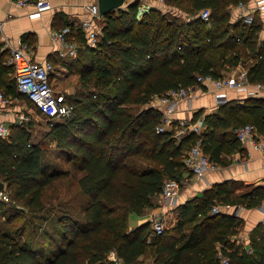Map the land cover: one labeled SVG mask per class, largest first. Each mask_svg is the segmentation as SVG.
<instances>
[{
    "label": "trees",
    "instance_id": "1",
    "mask_svg": "<svg viewBox=\"0 0 264 264\" xmlns=\"http://www.w3.org/2000/svg\"><path fill=\"white\" fill-rule=\"evenodd\" d=\"M240 1L251 2L165 0L167 8L152 6L139 15L136 0L103 15L95 44L84 42L80 27L66 23L85 44L79 57L84 89L67 97L73 114L50 121L45 141H54L81 171L77 191L61 198V212L52 211L45 189L70 171L48 161V149L43 140H32L29 123H15L8 137L0 136V180L10 197L0 199V264H114L111 251L128 264H220L223 253L231 264H264V247L258 256L234 248L239 217L213 211L219 201L259 205L264 185L239 195L227 184L207 189L180 204L178 225L162 233L152 220L129 226L132 212L143 214L155 205L167 179L183 176L191 145L200 143L220 163L223 150L240 146L236 134L227 137L220 128L251 122L264 134V97L233 102L231 111L243 110L233 119L224 120L222 112L207 115L201 133L177 136L173 127L157 129L164 111L153 104L155 94L197 84L198 74L223 76L215 65L216 49L232 52L229 58L220 54L222 64L223 56L231 64L243 60L251 82L264 80V23L232 22L229 7ZM204 8L211 10L208 20L197 15ZM11 72L14 66L0 61V86L7 83L14 91L6 82Z\"/></svg>",
    "mask_w": 264,
    "mask_h": 264
},
{
    "label": "crops",
    "instance_id": "2",
    "mask_svg": "<svg viewBox=\"0 0 264 264\" xmlns=\"http://www.w3.org/2000/svg\"><path fill=\"white\" fill-rule=\"evenodd\" d=\"M138 1L139 4L142 1L149 2V8L152 6L167 8L166 3L161 0ZM256 1L251 0L247 3L255 7ZM51 2V9L37 13L34 3L21 6L14 0H0V61L6 66L9 65L8 56H5V53L4 56L2 55L4 49L8 50L3 47L5 37H8L15 46L27 42L34 61L49 60L52 62L53 68L50 74L52 86L56 92L63 93L68 97L83 88L79 71V57L84 52V42L90 43V41L81 22L93 19V28L99 31L104 25V16L102 14L101 17H93L90 10V5L98 3V0H51ZM130 2L133 0H125L123 6L126 8ZM229 9L232 22L241 19L238 3L231 5ZM172 10L178 13L176 8ZM141 14L139 10V15ZM255 18L264 23V9L255 8ZM66 23L81 28L84 33V42L79 40L74 32L75 29L67 35L72 46L53 40L52 33L62 29ZM231 30H234L233 27ZM262 40H264V27L260 31V42ZM214 51L217 71L223 76L237 75L242 69H247L243 60H240L238 64H231L225 60L224 56L222 64V53H226L225 56L229 58L232 54L231 51H225L224 48ZM244 58L246 59V56ZM6 82H9L15 90L9 91L7 83L0 86V92L10 99L6 103L0 102V122L11 128L15 123L19 124L22 115L28 116V124L35 116L41 114L38 108L17 89L15 72H11ZM256 97H264V91L258 90L256 82L250 81L242 89H218L212 82L197 83L191 97L181 99L177 103L172 113L171 127L175 129L177 136H181L183 135L180 133L181 121L199 122L201 128L197 132L201 133L206 129L207 115L222 112L224 120L242 116L241 111L243 112V110L235 113L230 110V105L233 102L243 105L246 101ZM197 114V118L194 119ZM234 125L233 121L230 126L220 128V131L227 132L226 136L231 137L232 134L235 135ZM258 132L264 135L259 130ZM222 159L223 162L217 163L216 167L209 169L203 176H192L191 180L181 187L173 201H165L160 194L155 195L154 206L147 208L143 214L134 212L130 214L129 226L134 228L153 218L160 217L165 220L168 229H174L180 219L178 206L202 195L207 189L227 184L232 188L233 195H239L257 185H264V151L259 149L255 143L240 141V146L237 149L223 150ZM184 174H187V171ZM262 202L256 206H247L243 203L229 204L221 201L217 203L222 212L236 214L239 217L237 232L231 236V239L234 248L240 254L258 256L264 247V206H262ZM116 255V251H111L109 257L112 259Z\"/></svg>",
    "mask_w": 264,
    "mask_h": 264
},
{
    "label": "built area",
    "instance_id": "3",
    "mask_svg": "<svg viewBox=\"0 0 264 264\" xmlns=\"http://www.w3.org/2000/svg\"><path fill=\"white\" fill-rule=\"evenodd\" d=\"M18 5H27L34 3L36 6V12L52 8L51 0H14ZM134 1V0H133ZM165 3V0H161ZM124 5V4H123ZM122 5V8H125ZM150 3L142 1L139 4V10L144 13L149 9ZM240 9V18L250 23L255 17V8L264 9V0H257L255 7L249 5L245 1L238 3ZM90 10L93 17H101V12L98 3L90 5ZM211 14L210 8L201 9L197 14L203 19L208 20ZM195 15H191L189 19L194 18ZM92 19H86L81 22L82 28L87 31L89 41L91 44H95L98 41V31L93 28ZM72 31L70 25L64 26L60 30H56L52 33V38L55 41L64 43L70 46L72 43L68 40L67 35ZM72 46V45H71ZM3 47L9 50L8 63L14 66L16 83L19 91L25 94L28 99L38 108L40 113L51 120H61L66 117H70L73 114L74 106L69 102L66 95L58 93L54 90L50 74L53 68V64L49 60L42 62H36L32 59L29 44L27 42L21 43L19 46L13 45L12 41L5 37ZM212 82L218 89L232 88L242 89L245 88L250 80L248 78V70L242 69L237 75H224L215 77L212 74H198L197 83ZM196 84L183 85L177 88H170L162 94H155L153 104L160 107L163 113L162 123L157 126L158 130L172 128V113L175 110L177 103L184 98L191 97ZM258 90L264 91V80L256 82ZM10 99L4 93L0 92V102L6 103ZM28 116L22 115L19 119V124L26 125L28 122ZM180 133L184 134L190 131H199L201 125L199 122H186L181 121ZM11 132V128L0 122V136L8 137ZM235 134L240 141H251L257 145L259 149L264 151V135L259 134L257 127L247 122L242 125L235 127ZM260 136V137H259ZM184 163L186 165L187 174H183L181 178L167 179L160 192L162 199L165 201H173L181 187L186 185L192 176H203L209 169L216 167L217 163L212 161L210 157L203 151L200 143L191 145L185 155ZM9 194L5 190H0V199L9 200ZM264 206V200L262 202ZM220 207L218 204L213 206V211H219ZM153 228L156 233H162L166 226L163 218L156 217L152 219ZM220 264H231V259L228 254H221ZM114 264H128L123 257L118 254L112 258ZM148 264V263H139Z\"/></svg>",
    "mask_w": 264,
    "mask_h": 264
},
{
    "label": "rangeland",
    "instance_id": "4",
    "mask_svg": "<svg viewBox=\"0 0 264 264\" xmlns=\"http://www.w3.org/2000/svg\"><path fill=\"white\" fill-rule=\"evenodd\" d=\"M175 8L178 10V14H182V16L185 18L187 13L179 9L178 7ZM83 89L84 88H82V90ZM50 121L52 120L40 114L35 116L34 119L31 122H29V124L31 125L30 127L32 131V140L34 142L40 140L44 141L45 146L48 149L47 152L48 161H50L52 164H55L59 169L62 170L68 169L71 173L69 175H61L58 179L55 180L53 184L49 185L45 189V202L47 204L55 206V208H52V211L57 210L61 212V198L63 196H70L72 193H75L77 191V185L75 179L76 176H78L81 173V171L73 168L72 161L68 159L67 153L58 150L54 141H51L50 143L45 141L47 139H50L49 136L47 135V132L50 129ZM26 125L28 124L26 123ZM164 224L166 228H168V225L165 222V220H164Z\"/></svg>",
    "mask_w": 264,
    "mask_h": 264
},
{
    "label": "water",
    "instance_id": "5",
    "mask_svg": "<svg viewBox=\"0 0 264 264\" xmlns=\"http://www.w3.org/2000/svg\"><path fill=\"white\" fill-rule=\"evenodd\" d=\"M125 0H98V5L101 14H106L111 10L120 9L124 4ZM5 183L0 180V190L5 189Z\"/></svg>",
    "mask_w": 264,
    "mask_h": 264
}]
</instances>
